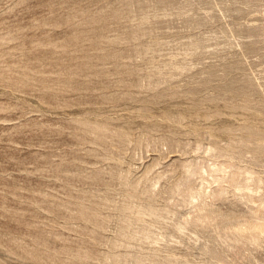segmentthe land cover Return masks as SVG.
Returning a JSON list of instances; mask_svg holds the SVG:
<instances>
[{
  "label": "rangeland",
  "instance_id": "obj_1",
  "mask_svg": "<svg viewBox=\"0 0 264 264\" xmlns=\"http://www.w3.org/2000/svg\"><path fill=\"white\" fill-rule=\"evenodd\" d=\"M0 264H264V0H0Z\"/></svg>",
  "mask_w": 264,
  "mask_h": 264
}]
</instances>
